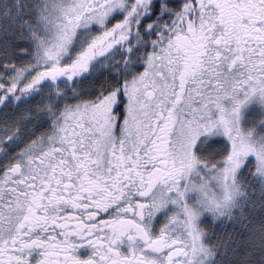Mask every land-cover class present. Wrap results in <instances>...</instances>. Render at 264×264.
<instances>
[{
	"label": "snow or ice",
	"instance_id": "snow-or-ice-1",
	"mask_svg": "<svg viewBox=\"0 0 264 264\" xmlns=\"http://www.w3.org/2000/svg\"><path fill=\"white\" fill-rule=\"evenodd\" d=\"M0 264H264V0H0Z\"/></svg>",
	"mask_w": 264,
	"mask_h": 264
}]
</instances>
